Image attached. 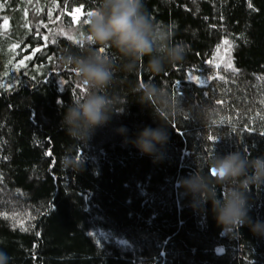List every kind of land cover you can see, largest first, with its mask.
Listing matches in <instances>:
<instances>
[{"label": "trees", "instance_id": "16d2710c", "mask_svg": "<svg viewBox=\"0 0 264 264\" xmlns=\"http://www.w3.org/2000/svg\"><path fill=\"white\" fill-rule=\"evenodd\" d=\"M143 2L186 49L154 81L192 111L167 125L159 159L125 143L119 127L132 139L160 123L134 91L153 77L147 58L129 74L104 46L107 93L125 111L75 147L74 172L60 163L74 143L61 119L85 86L60 61L92 47L86 21L100 0H0V251L10 264H264V237L246 226L223 234L211 204L195 213L176 186L214 154L264 155V0ZM250 196V215L264 220V186Z\"/></svg>", "mask_w": 264, "mask_h": 264}, {"label": "clouds", "instance_id": "9594fccd", "mask_svg": "<svg viewBox=\"0 0 264 264\" xmlns=\"http://www.w3.org/2000/svg\"><path fill=\"white\" fill-rule=\"evenodd\" d=\"M86 26L92 47L82 55L69 52L60 61L70 66L85 86L84 93L73 97L62 115L61 128L74 143L72 150L61 157V167L81 171L83 160L73 154L75 147L87 144L95 130L106 125L114 113L125 111V107H117L119 100L107 93L114 79V68L112 61L100 54L104 46L119 53L123 60L120 68L129 74H134L140 62L147 58L143 70L153 79L138 83L134 91L139 94V102L151 108L160 123L155 128L143 127L132 139L128 138L126 126L116 131L142 155L159 159L169 140L167 125L177 115L192 109L182 107L181 99L157 85L154 77L181 63L186 56L185 47L173 44L168 31L154 24L143 0H100ZM204 115L203 111L196 113L198 118ZM207 169L205 172L198 168L176 181L183 195L191 198L189 207L195 213H205L210 203L217 225L229 237L245 226L253 235L264 237V220L250 215L253 207L250 191L264 186V155L251 157L240 151L214 154L207 161ZM0 264H10L8 254L3 251H0Z\"/></svg>", "mask_w": 264, "mask_h": 264}, {"label": "snow or ice", "instance_id": "6c2138e0", "mask_svg": "<svg viewBox=\"0 0 264 264\" xmlns=\"http://www.w3.org/2000/svg\"><path fill=\"white\" fill-rule=\"evenodd\" d=\"M88 15H91V13H89ZM227 43H228V41H225V44H227ZM21 63H23V61H21ZM229 66H231V65H229Z\"/></svg>", "mask_w": 264, "mask_h": 264}]
</instances>
